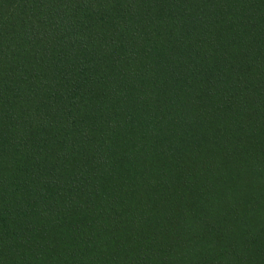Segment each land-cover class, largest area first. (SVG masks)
Masks as SVG:
<instances>
[{
  "label": "trees",
  "instance_id": "1",
  "mask_svg": "<svg viewBox=\"0 0 264 264\" xmlns=\"http://www.w3.org/2000/svg\"><path fill=\"white\" fill-rule=\"evenodd\" d=\"M0 264H264V0H0Z\"/></svg>",
  "mask_w": 264,
  "mask_h": 264
}]
</instances>
